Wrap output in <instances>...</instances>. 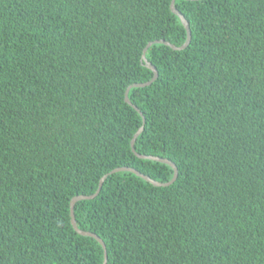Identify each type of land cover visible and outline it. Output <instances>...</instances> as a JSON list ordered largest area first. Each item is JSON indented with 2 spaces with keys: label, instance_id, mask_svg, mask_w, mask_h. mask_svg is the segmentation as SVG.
Instances as JSON below:
<instances>
[{
  "label": "trees",
  "instance_id": "obj_1",
  "mask_svg": "<svg viewBox=\"0 0 264 264\" xmlns=\"http://www.w3.org/2000/svg\"><path fill=\"white\" fill-rule=\"evenodd\" d=\"M171 0H0V264H102L69 203L133 168ZM181 51L130 89L138 155L74 205L106 264H264V0H175Z\"/></svg>",
  "mask_w": 264,
  "mask_h": 264
},
{
  "label": "water",
  "instance_id": "obj_2",
  "mask_svg": "<svg viewBox=\"0 0 264 264\" xmlns=\"http://www.w3.org/2000/svg\"><path fill=\"white\" fill-rule=\"evenodd\" d=\"M174 1L175 0H171L170 1V5H169V9L170 11L176 16L178 17L181 25L184 27V30L186 32V39H185V42L182 46L180 47H174L173 45L169 44L168 42H165L163 40L161 41H155V42H150L148 43L145 48L142 50V54H141V61L143 62V65L149 69L152 73H153V77L152 79L147 82V83H144V84H133V85H130L129 87H127V89L125 90L124 92V102L131 106L136 112H138V114L141 116V120H142V125L141 127L136 131V133L133 135L131 141H130V149H131V152L140 160H149V161H154V162H157V163H161V164H164V165H167L168 167H170L173 171V176H172V179L169 181V182H166V183H159V182H156V181H153L151 180L149 177L145 176V175H142L140 174L138 171H136L135 169L133 168H126V167H123V168H117V169H114L112 170L109 174L103 176L99 183H98V187L95 191V193L93 195H90V196H76V197H73L69 203V217H70V224H71V227L72 229L74 230L75 233H77L79 236L81 237H89V238H92L94 239L95 241L98 242V244L101 246L102 250H103V261H102V264H106V261H107V257H106V251H105V246L103 244V242L94 234L92 233H89V232H85V231H81L78 229L77 227V224L75 222V218H74V205L77 203V202H80V201H87V200H91L93 198H95L99 192H100V189H101V186H102V183L103 181L106 179V177L108 175H112V174H115V173H119V172H128V173H131L133 175H135L136 177L142 179L143 181L151 184L152 186L154 187H167L169 185H171L176 177H177V169L175 167V165L173 163H171L170 161L166 160V159H161V158H158V157H153V156H143V155H138L135 150H134V143L137 139V137L142 133L143 131V126H144V118L143 116L141 115V113L139 112V110L133 106L129 99H128V92L130 89H134V88H143V87H146V86H149L154 80L155 78L157 77V72L155 70V68L153 66H151L145 59V54H146V51L148 50V48L150 46H152L153 44H161V45H165L169 48H171L172 50L174 51H181V50H184L189 42H190V31H189V27H188V23L186 22V20L184 19L183 15H181L174 7ZM187 1H202V0H187Z\"/></svg>",
  "mask_w": 264,
  "mask_h": 264
}]
</instances>
